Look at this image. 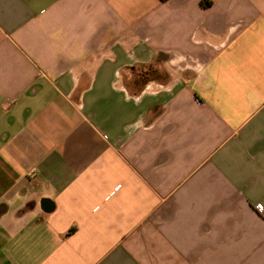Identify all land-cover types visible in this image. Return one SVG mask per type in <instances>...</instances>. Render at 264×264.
Returning a JSON list of instances; mask_svg holds the SVG:
<instances>
[{
	"label": "crops",
	"instance_id": "0c3cea01",
	"mask_svg": "<svg viewBox=\"0 0 264 264\" xmlns=\"http://www.w3.org/2000/svg\"><path fill=\"white\" fill-rule=\"evenodd\" d=\"M0 264H264V0H0Z\"/></svg>",
	"mask_w": 264,
	"mask_h": 264
},
{
	"label": "built area",
	"instance_id": "2783aa9c",
	"mask_svg": "<svg viewBox=\"0 0 264 264\" xmlns=\"http://www.w3.org/2000/svg\"><path fill=\"white\" fill-rule=\"evenodd\" d=\"M259 208H261L260 206H258Z\"/></svg>",
	"mask_w": 264,
	"mask_h": 264
}]
</instances>
